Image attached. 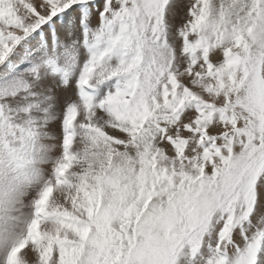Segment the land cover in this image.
Wrapping results in <instances>:
<instances>
[{
	"label": "snow or ice",
	"instance_id": "snow-or-ice-1",
	"mask_svg": "<svg viewBox=\"0 0 264 264\" xmlns=\"http://www.w3.org/2000/svg\"><path fill=\"white\" fill-rule=\"evenodd\" d=\"M61 118L0 264H264V0H0V198Z\"/></svg>",
	"mask_w": 264,
	"mask_h": 264
},
{
	"label": "clouds",
	"instance_id": "clouds-1",
	"mask_svg": "<svg viewBox=\"0 0 264 264\" xmlns=\"http://www.w3.org/2000/svg\"><path fill=\"white\" fill-rule=\"evenodd\" d=\"M53 144L49 138L40 136L23 150V167L16 191L0 198V224L14 226L18 234H23L32 218V202L51 179L57 158ZM7 159L6 153H0V160L7 162ZM10 179L11 174L0 183L6 186Z\"/></svg>",
	"mask_w": 264,
	"mask_h": 264
},
{
	"label": "bare ground",
	"instance_id": "bare-ground-1",
	"mask_svg": "<svg viewBox=\"0 0 264 264\" xmlns=\"http://www.w3.org/2000/svg\"><path fill=\"white\" fill-rule=\"evenodd\" d=\"M58 121H59V126L57 125L56 122L53 125L55 126V131L53 132L52 130H50L56 136V140L54 141V143L57 145L55 154H59V151L60 152L62 151V121L61 124H60V120Z\"/></svg>",
	"mask_w": 264,
	"mask_h": 264
},
{
	"label": "rangeland",
	"instance_id": "rangeland-1",
	"mask_svg": "<svg viewBox=\"0 0 264 264\" xmlns=\"http://www.w3.org/2000/svg\"><path fill=\"white\" fill-rule=\"evenodd\" d=\"M61 120H62V118H61ZM61 120H60V122H61ZM56 123L59 126V121H57ZM53 125H54V123L50 125V130H52L54 132L55 131V126H53ZM59 153H60V151H59Z\"/></svg>",
	"mask_w": 264,
	"mask_h": 264
}]
</instances>
